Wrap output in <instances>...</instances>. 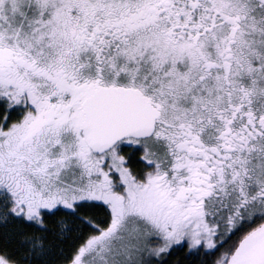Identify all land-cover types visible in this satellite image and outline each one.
I'll list each match as a JSON object with an SVG mask.
<instances>
[{
	"label": "snow or ice",
	"instance_id": "snow-or-ice-1",
	"mask_svg": "<svg viewBox=\"0 0 264 264\" xmlns=\"http://www.w3.org/2000/svg\"><path fill=\"white\" fill-rule=\"evenodd\" d=\"M0 264H264V0H0Z\"/></svg>",
	"mask_w": 264,
	"mask_h": 264
}]
</instances>
